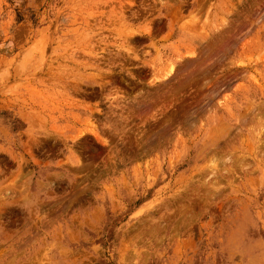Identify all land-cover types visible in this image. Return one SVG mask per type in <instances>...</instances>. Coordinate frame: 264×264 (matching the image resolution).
I'll return each mask as SVG.
<instances>
[{"label": "rangeland", "instance_id": "rangeland-1", "mask_svg": "<svg viewBox=\"0 0 264 264\" xmlns=\"http://www.w3.org/2000/svg\"><path fill=\"white\" fill-rule=\"evenodd\" d=\"M0 264H264V0H0Z\"/></svg>", "mask_w": 264, "mask_h": 264}]
</instances>
